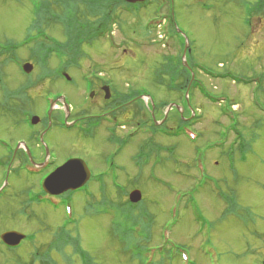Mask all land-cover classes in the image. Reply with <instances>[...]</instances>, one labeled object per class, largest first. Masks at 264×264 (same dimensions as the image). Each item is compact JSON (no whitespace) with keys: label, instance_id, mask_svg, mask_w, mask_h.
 <instances>
[{"label":"rangeland","instance_id":"1","mask_svg":"<svg viewBox=\"0 0 264 264\" xmlns=\"http://www.w3.org/2000/svg\"><path fill=\"white\" fill-rule=\"evenodd\" d=\"M37 1L0 0V134L8 137L15 136V131L20 134L15 121L20 117L18 114L22 108L19 107L23 104L15 102L11 92L29 85L24 104L35 108L36 112H40V109L44 112L42 95L45 93H65L73 97L72 102L79 99L75 96L73 84L63 79H52L44 73V68L48 70L56 66L53 57L47 60V67H43L35 64V58L29 56L30 47L35 44L33 39L37 27L44 36L66 42V35L58 20H41V25L33 23V3ZM70 1L76 0H69L68 3ZM255 1L172 0L174 29L190 46L188 66L190 58L199 63L192 74L187 64L184 68L190 79L197 78L199 83L204 84L206 90L203 95L199 88L191 89L188 79V93L183 96L186 103L181 107L177 105L178 108L174 105L160 107L158 104L150 108L148 99L138 100L134 96H124L125 101L117 98L118 104L114 105L111 104L114 96H110L100 103L99 111L112 107L114 113L122 118L129 117L126 112L132 111L129 117L132 125L143 122L150 124L153 130L149 134L138 133L128 138L129 142L121 150L120 157H116L123 168L119 172L118 187L127 192L122 200L128 199V192L132 189H138L141 194L138 202H142L143 208L154 216L149 228L151 238L140 248L142 262L145 258L147 262L156 261L159 258L156 249L174 247L183 248L189 264H264V87L263 90L256 88L254 94L256 85L251 81L264 77V13L255 14ZM6 5L10 6L7 13L4 12ZM157 5L158 0H151L147 8L133 15L119 7L113 10V14H119L121 18L117 19L119 24L117 20L114 21L116 23L111 34L113 49L104 39L91 44L83 42L77 49V57L82 59L77 68L72 66L69 69L70 74L80 79L82 74L94 68L111 79L116 90L124 92L127 84L141 86L153 94L156 102L170 100L179 103L181 93L167 92L163 80L166 83V75H160L164 73L162 55L174 56L181 47L174 37H166L164 48L157 41V31L151 25L157 16L154 15L159 9L155 7ZM63 7L64 4L50 1L47 9L50 14H62L63 18ZM161 10L165 11L166 7ZM87 12L84 5H79L76 16L95 21ZM107 18L104 15L100 17L104 22L98 27L104 26ZM25 42V46L22 45ZM70 45L71 41L67 40L66 46ZM9 56L11 61L7 60ZM18 58L33 64L29 76H25L16 66ZM204 67L213 71L209 72ZM224 71L230 73L229 78L203 74L215 75ZM246 81L251 82L245 85ZM114 89V93L123 96ZM8 96V100H3ZM211 98L217 100L214 102ZM128 100L132 101L130 107L125 104ZM188 104L197 112L193 118L190 117L192 112ZM184 121L189 122V134H199L194 143L185 136L183 129L176 138L161 135L158 131L159 126H176ZM105 126L102 123L92 131L93 135L83 136L54 131L52 139L58 162H63L67 157H77L92 172L97 171L101 176L108 173L110 170L100 167L106 153L112 150L111 145L104 141ZM124 130L120 129L118 133ZM241 141L244 147L239 148L242 151L240 158L237 150ZM101 145L103 150L98 153L96 146ZM164 145L174 146V153L167 155L163 150ZM140 147L154 155L163 152L162 164L153 168L150 164L139 167L131 158ZM88 148L93 149V154ZM114 148H120V145H114ZM231 152H234L232 168L229 164ZM194 163H199V166L193 168ZM110 176L109 180L115 181L117 174ZM14 182L9 192L0 197V234L10 229L32 233L34 241L31 243L34 245L23 242L16 253L7 252L0 246V264H37L29 259L30 251L46 252V247L47 250L50 248L52 260L44 264H67L61 255L68 258L69 264H80L73 244L66 242L67 245L61 249L62 254L58 245L52 244L60 230L72 236L78 249L86 253V264H137L140 261V258H136L130 262L131 248L122 246L114 236L110 217L94 210L97 207L95 199L87 193L84 195V191H88V184L72 197L71 225L67 223L68 214L63 206H55L49 201L37 202L34 192L25 196L20 194L22 189L23 193L27 188L36 189L29 177L22 175ZM95 190L89 184V191L99 200L100 195ZM107 190L108 200L117 199L113 187ZM221 195L235 198L241 207H237L238 215L226 211L227 204ZM50 200L55 202L58 199L51 197ZM147 249L149 251L144 255ZM167 264L182 263L177 258Z\"/></svg>","mask_w":264,"mask_h":264},{"label":"trees","instance_id":"2","mask_svg":"<svg viewBox=\"0 0 264 264\" xmlns=\"http://www.w3.org/2000/svg\"><path fill=\"white\" fill-rule=\"evenodd\" d=\"M49 1L65 4L69 8L63 11L64 12L63 18L65 17L64 19L62 18V14L60 15V14H55V13H52V18H51V20H54V21L61 19L63 31L67 37L66 42L68 40V42L71 41V44H72L70 45L67 51L68 55L66 57L65 62L62 63V66H79L78 61L80 58L77 57V49L79 48V45L83 43L82 41L91 39L95 36L94 34H97L98 32L97 30L99 28L98 26L102 25L104 22L100 19V17L102 15L105 16V14L110 9V5L108 4H112V7L115 5L114 10L117 9L118 7L120 8L121 5L126 4L123 0H79V2H81L85 6L86 10H88L87 12L88 15L96 19L95 21L92 22L89 19H79L76 16V13L78 14V8L75 5H73V4H77L76 1H70V3H68L69 0H43L42 3L46 5L49 3ZM253 5H254L253 11H255L256 13H264V0H257L253 3ZM45 8H46L45 10H48L47 7ZM42 14H44V12H42ZM113 15H116V19L120 18L119 14H113ZM38 19H42V17L38 16ZM40 22L41 20L37 22L35 19L33 23L35 24L37 23L36 25H38L40 24ZM84 25H86V27ZM91 30L92 32H90ZM65 43L59 42L57 44H65ZM61 46L62 45H60V47ZM182 46L183 45H181V49H182ZM14 47H16L15 44H14ZM30 49H31V52L29 56L34 57L36 62L40 64L39 61L40 60L42 61L41 56H46V55L49 56L52 54H56L55 52L58 51V46L51 42L40 41V42H35L34 46L30 47ZM162 58H163L162 59L163 63L161 67H163L164 73H162L160 76L164 77L163 75L164 74L166 75V83H165V79H163L166 91L167 92H172V91L180 92L181 93L180 100L185 104L183 95H184V90L187 86V82L190 76L188 72L185 70L184 66L181 64L180 54L174 57L173 56H168V57L163 56ZM189 64L192 68H195L191 59H189ZM219 75L220 76H216V75L215 76L220 77L222 79L225 77L227 78L230 77V73L228 71H226V74L221 73ZM258 83L259 84L256 85V88L263 90L264 77ZM192 88L198 89L195 83H192L191 89ZM198 91L200 90L198 89ZM140 124L142 125L143 122H141ZM182 125H188V122L184 121L182 122ZM240 147H244V144L239 145V148ZM245 147L247 148L246 142H245ZM239 148L238 150L240 151V154H242V151ZM115 154H116L115 152H112V153L107 152L104 157V160L106 159L108 162L112 161ZM160 154H155V155L151 154L149 150L143 149V147H140L136 151V156H137L135 160L136 164L139 167H143L147 165L150 161L154 160V163H156L157 164L156 166H158L162 164L163 162L162 159L160 158V156H163V155H160ZM104 160H102L100 167L105 168L104 170H109V167L111 168V165L107 167V163L104 162ZM102 174L105 176L103 175L101 176V180L99 184H96L95 182H93L94 184H96L94 185L97 189L96 193L100 195L99 200H96L94 194H92L89 197H92L93 199H95L97 204L100 205L99 207L101 208L103 213H105L107 217H110L114 236L118 238L122 246H125V247L130 246L129 247L131 248L130 255H129L130 262H133L136 258H140V261L137 264H145L144 262H142V253H141L140 248L142 247L143 244L147 242V240L151 238L149 228L151 227L152 222H153V215L147 212L143 208L142 202H139L138 204L137 203L132 204L129 202L128 199L122 200L123 199L122 196L126 195L127 192L125 190L120 189L118 185L114 186L110 183L109 176L111 175L110 177H112V171H109L108 173H102ZM103 177L106 179L102 180ZM108 187H113V189H115L114 196L116 194L117 199L113 201L108 200L107 198L109 196L107 192ZM30 192H31L30 189L27 188L24 193L22 189L20 191V194H22V196H25L26 193H30ZM224 196H225L224 202L227 204L226 211L230 210L231 213L237 214L238 213L237 207L239 208L241 207L237 205L235 199L231 197V195H224ZM64 241L65 239L59 241V244L60 245L64 244ZM67 241L73 244V246L75 247L77 246V242L74 243L73 240H67ZM176 257L179 258L178 251L175 252L174 254V251H172L171 248L164 249L163 251L159 252V258L156 261L152 262V264H167V262H171L175 260ZM47 262L49 261L43 260L41 264H44Z\"/></svg>","mask_w":264,"mask_h":264},{"label":"flooded vegetation","instance_id":"3","mask_svg":"<svg viewBox=\"0 0 264 264\" xmlns=\"http://www.w3.org/2000/svg\"><path fill=\"white\" fill-rule=\"evenodd\" d=\"M82 69L83 68H81V70ZM59 71L61 74H64V70L59 69ZM85 79H87L86 82ZM72 84L75 88V96L79 97V99H77L78 102H72L73 97L63 93L67 101L68 110L66 111V109L64 110L61 106L56 104V107L50 111V116L47 115L49 106H47V108L43 106L42 109L44 108V112L40 109V112L37 111V113L35 108L24 104L27 99V92L22 94L21 97H15V102L23 103L20 106V108L23 106V114L20 111L18 114L20 117L15 121L20 128V134L16 131L13 133L16 134L13 137L0 134V185L4 180H7V184L12 188L15 184V179H19L22 174L24 177H30L32 182L38 185V180L40 178L43 179L53 169L50 168V166L54 163V160L58 158L55 154L57 153L54 146L55 142L52 139L54 131L62 130V132L74 136L79 129L86 126L87 122L100 124L103 121V123H105V121H101L100 118L95 121L89 120L87 122H85L84 118L98 117L100 115H115L114 108L112 107H105L102 112L99 111L101 110L99 109L100 103L103 100H107L110 96H114V100L111 102V104L114 105L117 99L111 88L110 79L105 76L104 73L90 68L86 73L82 74L80 79L74 78ZM106 91H108L109 94L107 98L105 97ZM94 100L96 102L92 103ZM131 103L132 101H127L125 104L130 107ZM90 106H92V109H90ZM131 112L132 111L129 113L126 112V114L131 117ZM32 115L38 116L36 123L30 122ZM65 129L68 131H65ZM141 134L144 135L146 133L141 132ZM28 170L36 171L28 172ZM37 172L40 173L37 174ZM4 196L5 195H3V197Z\"/></svg>","mask_w":264,"mask_h":264},{"label":"water","instance_id":"4","mask_svg":"<svg viewBox=\"0 0 264 264\" xmlns=\"http://www.w3.org/2000/svg\"><path fill=\"white\" fill-rule=\"evenodd\" d=\"M126 1L135 2L140 0ZM31 67L32 66L29 63H26L23 66L26 72L30 71ZM88 178L89 170L86 164L80 159H70L49 174L44 180L43 188L51 194H58L68 189L73 190L81 186L88 180ZM140 197L141 194L137 189L130 192L129 198L131 202H137ZM1 238L5 243L14 245L22 238V235L17 232H6Z\"/></svg>","mask_w":264,"mask_h":264},{"label":"bare ground","instance_id":"5","mask_svg":"<svg viewBox=\"0 0 264 264\" xmlns=\"http://www.w3.org/2000/svg\"><path fill=\"white\" fill-rule=\"evenodd\" d=\"M98 149V153H100L103 149H102V145L101 146H96ZM88 151L90 152V154H93V149L92 148H88ZM97 153V154H98Z\"/></svg>","mask_w":264,"mask_h":264},{"label":"clouds","instance_id":"6","mask_svg":"<svg viewBox=\"0 0 264 264\" xmlns=\"http://www.w3.org/2000/svg\"><path fill=\"white\" fill-rule=\"evenodd\" d=\"M9 7H10V6H8V5H6V6L4 7V12H5V13H7Z\"/></svg>","mask_w":264,"mask_h":264}]
</instances>
